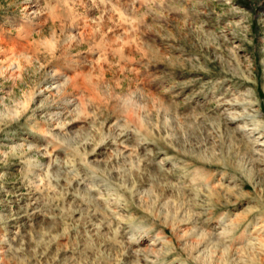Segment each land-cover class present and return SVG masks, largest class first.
Returning <instances> with one entry per match:
<instances>
[{
  "label": "rangeland",
  "instance_id": "rangeland-1",
  "mask_svg": "<svg viewBox=\"0 0 264 264\" xmlns=\"http://www.w3.org/2000/svg\"><path fill=\"white\" fill-rule=\"evenodd\" d=\"M0 264H264V0H0Z\"/></svg>",
  "mask_w": 264,
  "mask_h": 264
},
{
  "label": "bare ground",
  "instance_id": "bare-ground-1",
  "mask_svg": "<svg viewBox=\"0 0 264 264\" xmlns=\"http://www.w3.org/2000/svg\"><path fill=\"white\" fill-rule=\"evenodd\" d=\"M261 145V144H260Z\"/></svg>",
  "mask_w": 264,
  "mask_h": 264
}]
</instances>
